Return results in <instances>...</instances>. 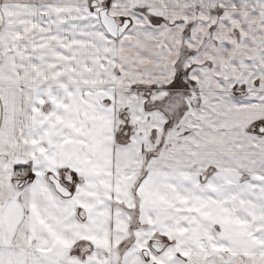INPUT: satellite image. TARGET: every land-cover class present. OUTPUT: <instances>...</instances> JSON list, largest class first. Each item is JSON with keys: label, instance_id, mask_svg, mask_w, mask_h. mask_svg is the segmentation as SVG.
I'll list each match as a JSON object with an SVG mask.
<instances>
[{"label": "snow or ice", "instance_id": "6c2138e0", "mask_svg": "<svg viewBox=\"0 0 264 264\" xmlns=\"http://www.w3.org/2000/svg\"><path fill=\"white\" fill-rule=\"evenodd\" d=\"M0 264H264V0H0Z\"/></svg>", "mask_w": 264, "mask_h": 264}]
</instances>
